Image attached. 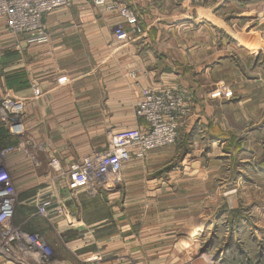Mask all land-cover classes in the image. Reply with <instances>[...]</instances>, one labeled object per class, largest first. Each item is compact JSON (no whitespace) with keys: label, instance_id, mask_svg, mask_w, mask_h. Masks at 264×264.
Wrapping results in <instances>:
<instances>
[{"label":"crops","instance_id":"obj_1","mask_svg":"<svg viewBox=\"0 0 264 264\" xmlns=\"http://www.w3.org/2000/svg\"><path fill=\"white\" fill-rule=\"evenodd\" d=\"M214 2L210 10L198 7L193 16V6L186 2L106 0L103 5H94L91 0H73L69 7L45 15L48 40L39 44L24 43L0 21V103L3 99L21 102L25 126L21 137L0 135V148L17 144L4 158L18 195L12 222L43 239L52 252L51 264H127L126 255L144 254V238L137 234L136 219L127 223L125 214L127 198L136 191L131 186L138 185L136 177L140 170L123 167L118 174L122 183L109 184L94 193L83 188L70 191L65 171L69 163L106 149L116 131L143 123L135 111L144 90L166 87L189 90L186 81L189 78L184 76L187 72L193 75L191 80L203 79V87L227 81L234 72L237 75L231 61L223 58L220 33L223 27L215 22L222 20L220 12L230 4L248 10L247 14L257 11L260 16L261 9L255 6L264 1ZM120 7L141 14L139 31L125 40L116 39L112 31L121 22L129 28ZM229 26L235 28L236 24ZM191 36L198 41H190ZM32 85L40 89L39 95L33 94ZM203 92L200 88L197 97L205 104ZM192 100L196 101L194 96ZM198 121L201 123L202 119ZM20 141L25 142L24 147L19 145ZM157 149L146 154L150 161L158 162L172 154ZM33 151H36L34 162L28 153ZM51 159L57 160L55 167L50 164ZM137 160L140 158L132 156L128 162ZM166 171L174 174V170ZM104 193L119 197L120 201L110 209L105 207L107 214L94 216L93 197ZM42 199L49 202V208L58 202L65 213L51 214L46 220L37 209ZM187 205L181 202L180 216L167 215L151 221L149 240L155 245L154 254L168 250L170 244L166 241L177 238L179 232L186 241L195 235V229L198 234L203 233L208 219L199 210L197 228L191 229L193 221L189 219ZM111 212L117 215L109 218ZM175 224L181 225V231H174ZM63 233L68 234L63 238ZM129 239L136 242L127 251ZM0 264L12 263L0 256ZM28 264L36 263L29 260ZM197 264L208 263L198 259Z\"/></svg>","mask_w":264,"mask_h":264},{"label":"rangeland","instance_id":"obj_2","mask_svg":"<svg viewBox=\"0 0 264 264\" xmlns=\"http://www.w3.org/2000/svg\"><path fill=\"white\" fill-rule=\"evenodd\" d=\"M183 2L193 6V16L198 13V7L210 10L215 4L214 0ZM255 7L261 9L260 16L256 15L257 11L247 14L248 10H239L230 4L220 12L222 20L215 22L223 27L220 29L223 58L231 61L237 75L234 72L227 81H215L203 87V79L194 81L191 72L184 74L189 78L186 81L191 92L176 89L184 98L186 108L178 138L157 149H166L172 154L158 162L150 161L145 155L136 162L123 164L124 168L140 170L136 177L138 185L131 186L136 191L128 197L134 200L127 198L125 214L127 223L136 219L137 234L144 238V254L126 255L127 264H197L198 259H205L208 264H264V235L260 237L264 234V38L261 36L264 3L257 2ZM131 10L139 27L141 14ZM238 12L249 16L233 15ZM233 23L235 28L229 26ZM190 38L193 43L198 41ZM200 88L204 89L202 95H206L205 104L197 97ZM0 123V128L7 131ZM185 154L183 159L181 156ZM166 170H174V174ZM118 178L109 182L110 186L122 183ZM153 183L158 186H152ZM93 199L94 216L107 214L105 207L110 209L120 201L119 197L113 198L107 193L94 195ZM182 201L184 205L189 203L185 207L193 221L189 225L191 229L197 228L199 210L208 219L203 233L198 234L195 229V235L186 241L179 232L177 238L166 241L170 244L168 250L154 254L155 245L149 240L151 221L167 215L180 216ZM113 215L117 212H111L109 218ZM174 227V231H181V225ZM67 234L63 233L62 237ZM135 242L127 240V251ZM171 252L175 255H170Z\"/></svg>","mask_w":264,"mask_h":264},{"label":"built area","instance_id":"obj_3","mask_svg":"<svg viewBox=\"0 0 264 264\" xmlns=\"http://www.w3.org/2000/svg\"><path fill=\"white\" fill-rule=\"evenodd\" d=\"M94 5H103L106 0H91ZM177 3L198 2L200 0H169ZM73 0H0V21L7 31L20 37L26 44H39L48 40L44 18L48 13L67 8ZM129 28L123 23H116L113 35L118 40H125L139 31L137 18L129 7H120ZM264 18V17H263ZM264 38V27L261 31ZM34 95L40 89L32 85ZM184 98L175 88L160 90L146 89L137 103L135 114L142 120L136 127L124 128L112 134L108 147L96 151L78 161L69 163L65 171L66 182L70 191L85 189L91 193L103 189L109 182H114L123 164L132 156L143 158L147 152L164 145L172 144L178 138L179 125L185 118ZM21 102L3 99L0 103V121L6 130L17 137L24 135L25 126L22 119ZM20 141V146H25ZM23 144V145H22ZM16 146L0 148V256L12 264H47L51 260V249L43 239L34 233H26L12 220L16 212L18 195L12 178L4 164V158L13 152ZM35 152H28L35 161ZM50 164L55 167L56 159ZM49 202L42 199L37 204L38 214L46 220L51 214L65 213L64 206L56 202L51 208Z\"/></svg>","mask_w":264,"mask_h":264},{"label":"trees","instance_id":"obj_4","mask_svg":"<svg viewBox=\"0 0 264 264\" xmlns=\"http://www.w3.org/2000/svg\"><path fill=\"white\" fill-rule=\"evenodd\" d=\"M8 134V131H4L2 128H0V135L7 136Z\"/></svg>","mask_w":264,"mask_h":264}]
</instances>
